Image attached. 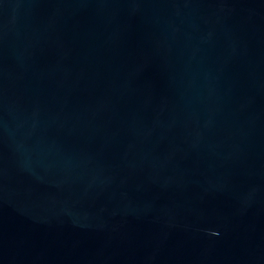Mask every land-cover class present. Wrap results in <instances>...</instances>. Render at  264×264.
Wrapping results in <instances>:
<instances>
[{"label":"water","instance_id":"water-1","mask_svg":"<svg viewBox=\"0 0 264 264\" xmlns=\"http://www.w3.org/2000/svg\"><path fill=\"white\" fill-rule=\"evenodd\" d=\"M0 264H264V0H0Z\"/></svg>","mask_w":264,"mask_h":264}]
</instances>
